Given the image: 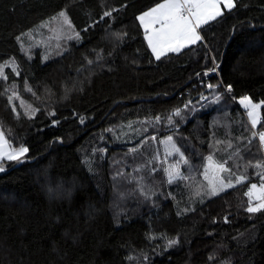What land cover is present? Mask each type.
Segmentation results:
<instances>
[{"label": "trees", "instance_id": "16d2710c", "mask_svg": "<svg viewBox=\"0 0 264 264\" xmlns=\"http://www.w3.org/2000/svg\"><path fill=\"white\" fill-rule=\"evenodd\" d=\"M159 2L0 0V64L15 62L0 78V129L29 148L0 173V264H264V211L248 213L245 195L264 154L238 103L264 100V0H237L201 31L206 46L157 60L138 17ZM62 10L79 40L67 26L56 38ZM212 57L218 69L205 76ZM21 100L39 109L31 119ZM169 135L190 162L189 179L172 184L160 143ZM209 155L248 179L209 197Z\"/></svg>", "mask_w": 264, "mask_h": 264}, {"label": "snow or ice", "instance_id": "6c2138e0", "mask_svg": "<svg viewBox=\"0 0 264 264\" xmlns=\"http://www.w3.org/2000/svg\"><path fill=\"white\" fill-rule=\"evenodd\" d=\"M223 5V7H222ZM237 6V0H162V2L156 3L149 10L143 12L139 15L138 20L144 28L147 43L151 48L152 53L155 58L159 60L161 57L166 56L169 53L179 54L182 50L190 48V46L196 45L197 43H202L206 46L205 37L201 34V31L205 26H210L211 22L217 21L219 17L224 15V11H231ZM119 9L113 8L111 11H104L101 20L104 17H111L113 12H117ZM61 21V28L56 30V38L60 39L63 33V27L67 26L70 31H73V35L68 36V39L79 40V32L74 31V26L70 18L67 15L66 10H62L58 14ZM52 19H56L53 17ZM119 36V34H117ZM126 35V34H125ZM19 39V37H18ZM57 47H60L57 44ZM47 59V57H44ZM99 59V57H98ZM215 65V57L211 58ZM89 64L93 61H88ZM11 65L15 67L14 60L0 64V78L7 79L4 75V68ZM218 65L213 68L208 69L204 72L205 76L210 73L217 71ZM19 75L17 71L15 73ZM200 73H197L199 76ZM221 85H213L211 83L207 84L208 89H216ZM15 88V85H13ZM27 91L31 92V87H27ZM232 85L226 86V91L231 92ZM223 94L216 95L214 98L215 103H219L222 99ZM18 98V93L12 91L11 95L8 97L9 101ZM208 97L201 95L200 100H207ZM21 105L24 106V114L28 116L29 119L34 117L39 111L38 108H32L31 105H26L23 100L20 101ZM238 103L243 106L246 112L250 127L255 129L261 120H264V114L260 112V109L264 108V100H259L254 102L252 97L245 95L239 98ZM192 105V101L189 100L187 103L183 104L182 108H176L173 110L172 114L167 116V123L169 125H175L176 121L173 117H181L184 109H188ZM19 115V113H17ZM54 115V113H50ZM161 120L160 116L154 118V122H159ZM80 122H84V117H80ZM59 123V121L54 120L53 124ZM131 127V124H129ZM111 131V129L109 130ZM151 140H156L155 136L150 138ZM258 139L260 142L261 150L264 151V131H253L251 132V139L248 143L251 144L252 140ZM164 147V159L167 160L170 156H178L174 164H170L163 171L167 177V183L172 184L179 180H188V176H184L181 172V165L188 166L189 160L185 156L181 148L177 146L175 138L171 135L165 137L160 141ZM217 144L221 142L216 141ZM227 149H232L233 144L231 141L227 142ZM101 151L107 152V149H102ZM131 153H137L139 148L134 147L129 150ZM29 148L26 146L13 147L9 144L8 139L2 129H0V173L6 172V162H17L23 163L27 158ZM159 153L152 157V160L147 162L148 165L156 160ZM207 163L203 168V178L207 182L206 194L209 197L217 196L220 193L225 192L227 189L233 188L235 185L243 183L248 179L245 175H239L235 178V184L233 183L232 177L235 175L232 169L228 167V160L225 159L222 162H216L214 160V155H209L206 157ZM251 164V162H249ZM147 165H141L140 167H146ZM256 168L264 169V163L257 161L254 165ZM150 171L155 172V168H151ZM122 175V173L117 172V176ZM260 177L259 185L257 183H251L248 187L245 195L249 197L248 206L246 211L248 213H259L264 211V171L257 173ZM115 179V177H114ZM142 190V189H141ZM197 195H200L198 190ZM255 202V203H254ZM187 211V209H185ZM227 220V217H225ZM154 238V237H150ZM178 239H171L167 243V247H172L178 244Z\"/></svg>", "mask_w": 264, "mask_h": 264}, {"label": "rangeland", "instance_id": "374dc122", "mask_svg": "<svg viewBox=\"0 0 264 264\" xmlns=\"http://www.w3.org/2000/svg\"><path fill=\"white\" fill-rule=\"evenodd\" d=\"M222 7H223V5H222ZM149 10V9H148ZM39 31V29L37 30V33H39L38 32ZM36 32V31H35ZM37 33H35V34H37ZM35 35L34 34H30L29 35V39L30 40H34L35 39V41H37L38 40V36L35 38L34 37ZM254 101V100H253ZM254 102H256V101H254ZM242 108H243V106H242ZM246 113V112H245ZM258 126V125H257ZM253 131H259V129L256 127L255 129H253ZM6 137V136H5ZM7 138V137H6ZM164 139V138H163ZM9 141V140H8ZM175 142H176V140H175ZM177 143V142H176ZM9 144H10V142H9ZM11 145V144H10ZM12 146V145H11ZM162 146H163V152H164V145L162 144ZM177 146L178 147H180L179 146V144L177 143ZM14 147V146H13ZM26 147H28V146H26ZM181 151H183L182 149H181ZM185 154V153H184ZM263 154H264V151H263ZM186 156V155H185ZM208 157V156H207ZM176 159H178V156H170L167 160H165V165H166V168L170 165V164H174L175 163V161H176ZM214 160L216 161V162H220L215 156H214ZM207 163V161L205 162V164ZM205 166V165H204ZM183 165H181V172H182V174L185 176V173H184V170H183ZM232 179H233V183L235 184V179L232 177ZM259 183L260 182H257V184L259 185Z\"/></svg>", "mask_w": 264, "mask_h": 264}]
</instances>
